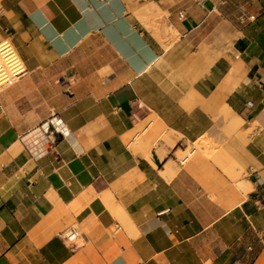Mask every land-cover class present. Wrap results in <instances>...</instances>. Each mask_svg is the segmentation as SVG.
Wrapping results in <instances>:
<instances>
[{"label": "crops", "instance_id": "crops-1", "mask_svg": "<svg viewBox=\"0 0 264 264\" xmlns=\"http://www.w3.org/2000/svg\"><path fill=\"white\" fill-rule=\"evenodd\" d=\"M6 41L0 264H264V0H0Z\"/></svg>", "mask_w": 264, "mask_h": 264}, {"label": "built area", "instance_id": "built-area-1", "mask_svg": "<svg viewBox=\"0 0 264 264\" xmlns=\"http://www.w3.org/2000/svg\"><path fill=\"white\" fill-rule=\"evenodd\" d=\"M27 74L26 67L16 51L15 47L8 41L0 45V87L11 86ZM58 126L61 127L59 130ZM37 135V137H35ZM71 138L63 122L54 117L40 127L32 131L31 138L26 140V147L36 159H42L55 144L57 136ZM34 137V139L32 138ZM74 234L67 233L65 239H72Z\"/></svg>", "mask_w": 264, "mask_h": 264}, {"label": "bare ground", "instance_id": "bare-ground-1", "mask_svg": "<svg viewBox=\"0 0 264 264\" xmlns=\"http://www.w3.org/2000/svg\"><path fill=\"white\" fill-rule=\"evenodd\" d=\"M58 128H59V130H61V127L60 126H58ZM35 137H37V135H35ZM33 139H34V137H32Z\"/></svg>", "mask_w": 264, "mask_h": 264}]
</instances>
